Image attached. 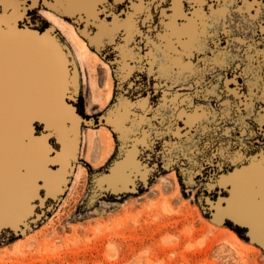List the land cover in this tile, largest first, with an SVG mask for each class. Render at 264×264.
<instances>
[{"label": "snow or ice", "instance_id": "obj_1", "mask_svg": "<svg viewBox=\"0 0 264 264\" xmlns=\"http://www.w3.org/2000/svg\"><path fill=\"white\" fill-rule=\"evenodd\" d=\"M39 6L0 0V238L27 227L33 201L51 195L57 174L49 166L62 162L76 119L64 103L72 85L21 61L23 46L38 39L27 25L40 19ZM46 6L78 14L116 67L120 93L108 115L121 157L102 181L130 184L161 163L175 166L186 184L201 183L220 215L246 223L264 244V0ZM217 185L231 188L227 208Z\"/></svg>", "mask_w": 264, "mask_h": 264}, {"label": "rangeland", "instance_id": "obj_2", "mask_svg": "<svg viewBox=\"0 0 264 264\" xmlns=\"http://www.w3.org/2000/svg\"><path fill=\"white\" fill-rule=\"evenodd\" d=\"M40 9L68 22L55 33L77 70L73 105L83 109L76 108L83 121L69 130L74 159L62 192L33 201L27 227L0 238V264H264V246L248 241L243 228L216 221L222 215L216 208L211 213V194L201 191V183L186 184L175 166L161 163L139 175L145 179L134 176L129 190L128 184L96 180L121 157L119 135L108 115L120 93L116 67L94 44L91 26L69 22L58 15L62 9ZM47 23L40 17L27 26L41 30ZM32 54L22 55L23 65L49 73L45 63L39 70ZM102 115L106 121L99 123ZM115 188L127 190L114 193ZM213 191L216 197L224 195L220 188Z\"/></svg>", "mask_w": 264, "mask_h": 264}, {"label": "water", "instance_id": "obj_3", "mask_svg": "<svg viewBox=\"0 0 264 264\" xmlns=\"http://www.w3.org/2000/svg\"><path fill=\"white\" fill-rule=\"evenodd\" d=\"M29 2H31V0H29ZM38 2H39V5H40L38 7V9H40V8H47V9H50V10H52V11L55 12V8L47 7L46 5H48V4H55L56 3V0H38ZM58 15L62 16L63 18H65L69 22H72V23L78 22V23H81L82 25H86L83 22V20L79 17L78 14L77 15H66L65 14V10L62 9V12L60 14H58ZM46 27H48V23H47V26ZM46 27H44L43 30ZM31 28H34V27H31ZM38 31H41V30H38ZM51 32L58 39V37L56 36L55 30H53ZM39 39H41V38L38 36V39H30V40H39ZM58 41L60 42L59 39H58ZM61 45H62V47H63V49H64V51L66 53L67 59H68V63H67L68 74L65 77L62 76L61 81L62 82H65L67 84L72 85V87L68 89L67 95L64 97V103L66 105H68L69 107H72L75 110V116H76V119L72 120L69 123L68 128H69V130H72L74 128L77 130L78 129L79 122L83 121L82 117L77 113V110H76L75 106L73 105V101L75 100V88L77 86L78 74H77V70L75 68V64H74V62H73V60H72V58L70 56L69 50L66 47H64L62 43H61ZM31 50H34V49L32 48L31 44H29V42H27L23 46V48L21 50L20 57H22L23 54H29ZM32 55H34V57L36 58V61L39 63V67L38 68H40L39 70H41L43 64L46 61L45 55L43 53H41V52H37V53H34ZM41 73H44V71L41 72ZM68 97H72L71 100H69ZM105 121H106V117L104 115H102L101 118L99 119V123H104ZM87 123H89V122H87ZM107 126L109 127V129L112 132L114 131L113 128L110 125L107 124ZM76 135H78L77 134V131H76ZM68 144H69L68 151H67L66 155L62 158V162L61 163H58V164H55L53 166H51V165L49 166L50 167V170L52 172L56 173L58 175L59 179H58V186H57L56 190L55 191H52L51 192V195H47L46 194L48 197L58 196L62 192V190H63V186H64L65 181L67 179L68 169H69V167H71L72 162H73V159H74V157L72 156V154L69 152L70 149L72 148L73 143L68 142ZM53 155H55V153H53ZM119 159L120 158L114 159L112 161V163L108 166L107 172H103V173L99 174L96 177V180L98 179L100 181V180H102L101 179L102 177H106L107 174L110 172L111 167L114 166L115 162L117 160H119ZM146 175H147V173H146ZM146 175H145V177H146ZM139 178H141V177H139ZM141 179H145V178H141ZM141 179H139V180L141 181ZM131 184H133V182L130 183V184H128V188H127L128 190L131 189ZM216 187L217 188H220V189H222L224 191V195L217 196V200H223V201H225V199L228 197V195L226 193L230 189V187L221 188L219 185H217ZM127 189H122V190L121 189H118L117 190L115 188L116 191L114 190L113 192L114 193L125 192ZM42 199H43V196H41L40 200H42ZM215 202L216 201H213V203H215ZM221 205L224 206L225 203L224 204H221ZM208 207H209V209H211V213L214 216L215 208L212 206V203L209 202L208 203ZM33 215H34V207H33L32 215H30L29 218H31ZM216 221H218V222H221V221H229L230 223H233L236 227L243 228V229H246L247 228V231H244L247 240L248 241H254V242L259 243L260 245H263L264 246V244H261L259 242V239L258 238L257 239H254V240H251L250 229L247 227V225H245V224H236V222H234V220H230L229 218L224 217V216L221 218V220L216 219ZM19 229H21L20 226H19Z\"/></svg>", "mask_w": 264, "mask_h": 264}, {"label": "bare ground", "instance_id": "obj_4", "mask_svg": "<svg viewBox=\"0 0 264 264\" xmlns=\"http://www.w3.org/2000/svg\"><path fill=\"white\" fill-rule=\"evenodd\" d=\"M41 15L45 20L49 22V26L42 31H38L35 28H31L27 26L28 31L37 33L38 36L41 38L39 40H29L28 42L29 44H31L32 48L34 49V50H31L32 52L34 53L41 52L45 55L46 71H48L51 74H54L61 81L62 76L65 77L68 74V68H67L68 59H67L66 53L62 45L60 44V42L57 40V38L54 36V34L51 31L55 30L57 26L61 27L65 25L64 27H66L67 24L64 22H60L49 12L42 11ZM66 32L68 36L70 30L67 29ZM70 38H74V37L70 36ZM33 66L36 68L35 65ZM36 70L38 69L36 68ZM117 162L118 161L115 162V165ZM58 179L59 177L58 175H56V183H55L53 191H55L58 186ZM251 231L253 232L252 229Z\"/></svg>", "mask_w": 264, "mask_h": 264}, {"label": "crops", "instance_id": "obj_5", "mask_svg": "<svg viewBox=\"0 0 264 264\" xmlns=\"http://www.w3.org/2000/svg\"><path fill=\"white\" fill-rule=\"evenodd\" d=\"M114 96V94L112 95V98H111V100H113V97ZM111 102V101H110ZM109 102V103H110ZM108 127V126H107ZM109 128V127H108ZM111 131V130H110ZM231 188L227 191V195H228V197L225 199V205L224 206H222L223 208H227L228 207V204H227V201L229 200V198L231 197ZM222 217H223V215H222ZM234 222H236L235 220H234ZM241 224H245V225H247L246 223H241ZM250 229V234L252 233V231H251V228H249ZM251 237H252V235H251Z\"/></svg>", "mask_w": 264, "mask_h": 264}, {"label": "flooded vegetation", "instance_id": "obj_6", "mask_svg": "<svg viewBox=\"0 0 264 264\" xmlns=\"http://www.w3.org/2000/svg\"><path fill=\"white\" fill-rule=\"evenodd\" d=\"M42 11H45V12H49V11H47V10H45V9H39V11H38V13L40 14V17L43 19V20H45L43 17H42V15H41V12ZM50 13V12H49ZM52 15H54L53 13H51ZM62 19V18H61ZM45 21H47V20H45ZM62 21L64 22V23H67L68 24V22L67 21H65V20H63L62 19ZM48 22V21H47ZM48 26H49V22H48ZM47 28V27H46ZM36 29V28H35Z\"/></svg>", "mask_w": 264, "mask_h": 264}, {"label": "trees", "instance_id": "obj_7", "mask_svg": "<svg viewBox=\"0 0 264 264\" xmlns=\"http://www.w3.org/2000/svg\"><path fill=\"white\" fill-rule=\"evenodd\" d=\"M227 194V193H226Z\"/></svg>", "mask_w": 264, "mask_h": 264}]
</instances>
